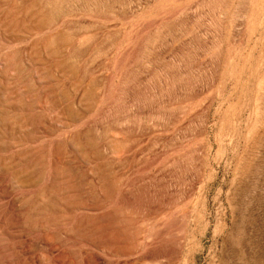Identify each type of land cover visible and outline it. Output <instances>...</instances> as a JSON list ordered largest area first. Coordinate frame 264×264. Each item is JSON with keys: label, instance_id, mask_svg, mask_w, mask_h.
Listing matches in <instances>:
<instances>
[{"label": "rangeland", "instance_id": "374dc122", "mask_svg": "<svg viewBox=\"0 0 264 264\" xmlns=\"http://www.w3.org/2000/svg\"><path fill=\"white\" fill-rule=\"evenodd\" d=\"M6 1L0 264H264V0Z\"/></svg>", "mask_w": 264, "mask_h": 264}, {"label": "bare ground", "instance_id": "6f19581e", "mask_svg": "<svg viewBox=\"0 0 264 264\" xmlns=\"http://www.w3.org/2000/svg\"><path fill=\"white\" fill-rule=\"evenodd\" d=\"M5 1H6V0H5ZM19 1H20V0H19ZM21 1H23V0H21ZM21 1H20V2H21ZM24 1H26V0H24ZM28 1H29V0H28ZM28 1H27V2H28ZM32 1H33V0H32ZM34 1L36 2V0H34ZM46 1H47V0H46ZM69 1H70V0H69ZM77 1H78V0H77ZM80 1H81V0H80ZM154 1H156V0H154ZM165 1H166V0H164V2H165ZM175 1H176V0H175ZM177 1H179V0H177ZM177 1H176V3H179V2H177ZM182 1H183V0H182ZM182 1H181V3H182ZM212 1H214V0H212ZM226 1L229 2V0H226ZM230 1H231V0H230ZM234 1H235V0H234ZM240 1H242V0H240ZM244 1H247V0H244ZM6 2H7V1H6ZM6 2H5V3H6ZM9 2H13V1L11 0V1H9ZM30 2H31V1H30ZM30 2H29V3H30ZM37 2H38V0H37ZM37 2H36V3H37ZM39 2H40V1H39ZM44 2H45V1L43 0V3H44ZM84 2H86V1H84ZM84 2H83V4H84ZM87 2H89V1H87ZM90 2H92V0H91ZM94 2H95V1H94ZM156 2H157V1H156ZM164 2H163V3H164ZM166 2H167V1H166ZM172 2H173V1H172ZM191 2H192V1H191ZM219 2H221V1H219ZM228 2H227V3H228ZM252 2H253V1H252ZM0 3H1V2H0ZM5 3L2 2V4H5ZM24 3H25V2H24ZM36 3H35V6L37 5ZM47 3H48V2H47ZM47 3H46V5H47ZM63 3H64V2H63ZM75 3H77V2H75ZM75 3H74V4H75ZM99 3H100V2H99ZM99 3H98V6H100ZM145 3H146V2H145ZM148 3H149V2H148ZM150 3H151V2H150ZM170 3H171V2H170ZM176 3H175V4H176ZM181 3H180V4H181ZM200 3H201V2H200ZM205 3H206V1H205ZM235 3H236V2H235ZM253 3H254V2H253ZM31 4L34 5L32 2H31ZM39 4H40V3H39ZM39 4H38V5H39ZM44 4H45V3H44ZM93 4H94V3H93ZM100 4H101V3H100ZM137 4H138V3H137ZM166 4H167V3H166ZM184 4H185V3H184ZM190 4H191V3H190ZM193 4H195V3H193ZM7 5H8V4H7ZM17 5H18V4H17ZM38 5H37V6H38ZM63 5H64V4H63ZM68 5H69V4H68ZM72 5H73V4H72ZM72 5H71V6H72ZM80 5H81V4H80ZM88 5H89V3H88ZM140 5H141V4H140ZM144 5L146 6V4H144ZM158 5H159V4H158ZM162 5H163V4H162ZM169 5H170V4H169ZM169 5H168L167 7H169V10H170V6H169ZM171 5H172V4H171ZM198 5H199V3H198ZM214 5H215V4H214ZM216 5H217V4H216ZM229 5H230V3H229ZM237 5H239V4H237ZM1 6H2V5H1ZM8 6H9V5H8ZM18 6H19V7H16V5H15V6H13V7L16 8V9L18 10V8H20V4H19ZM21 6H22V2H21ZM26 6H28V4H27ZM35 6H34V7H35ZM84 6H85V4H84ZM112 6H114V5H112ZM135 6H136V5H135ZM137 6H139V5H137ZM137 6H136V7H137ZM147 6H148V5H147ZM156 6H157V5H156ZM156 6H154V7H156ZM163 6H165V5H163ZM180 6H183V5H180ZM184 6H185V5H184ZM204 6H205V4H204ZM207 6H208V5H207ZM210 6H211V5H210ZM247 6H248V5H247ZM28 7H32V6L29 5ZM28 7H27V9H28ZM39 7H40V6H39ZM45 7H46V6L44 5L43 8H45ZM72 7H73V6H72ZM74 7H75V6H74ZM74 7H73V8H74ZM82 7H83V6H82ZM86 7H87V6H86ZM114 7H115V6H114ZM136 7H135V8H136ZM143 7H144V6H143ZM160 7H161V5H160ZM175 7H176V6H175ZM175 7H174V8H175ZM198 7L200 8V6H198ZM216 7H217V6H216ZM244 7H245V6H244ZM251 7H252V6H251ZM251 7H250V8H251ZM3 8H7V7L5 6V7H3ZM14 8H13V9H14ZM32 8H33V7H32ZM32 8H31V9H32ZM35 8H36V7H35ZM35 8H33V10H34ZM97 8H98V7H97ZM109 8H113V7H111V5H110ZM138 8H140V7H138ZM148 8H149V7H148ZM150 8H151V7H150ZM152 8H153V7H152ZM171 8H172V7H171ZM177 8H178V7H177ZM179 8H180V7H179ZM194 8H195V7H194ZM201 8H202V6H201ZM209 8H210V7H209ZM213 8H214V7H213ZM220 8H221V7H220ZM224 8H225V6H224ZM224 8H223V9H224ZM10 9H12V8H10ZM23 9H24V7H23ZM25 9H26V7H25ZM27 9H26V10H27ZM31 9H28V10H31ZM37 9H38V8H37ZM39 9H40V8H39ZM39 9H38V10H39ZM83 9H85V8H83ZM83 9H82V11H83ZM88 9H89V6H88ZM90 9H91V7H90ZM90 9H89V10H90ZM100 9H101V11L103 10L102 8H100ZM114 9H115V8H114ZM114 9H111V11L114 12ZM161 9H162V8H161ZM172 9H173V8H172ZM172 9H171V10H172ZM205 9H207V7H206ZM237 9H238V8H237ZM240 9H241V8H240ZM240 9H239V10H240ZM246 9H247V8H246ZM7 10H8V9H7ZM19 10H20V9H19ZM38 10H37V11H38ZM73 10H74V9H73ZM73 10H71L70 12H72ZM91 10H92V9H91ZM91 10H90V11H91ZM108 10H109V9H108ZM165 10H166V7H165ZM171 10H170V11H171ZM179 10H180V9H179ZM186 10H187V8H186ZM186 10H183V11H186ZM197 10H198V9H197ZM202 10H203V9H202ZM224 10H225V9H224ZM228 10H230V9H228ZM242 10H243V9H242ZM255 10H256V9H255ZM11 11L13 12V10H11ZM11 11H10V12H11ZM85 11H88V10L85 9ZM151 11H152V10H151ZM170 11H169V12H170ZM190 11H191V10H190ZM199 11H201V10H199ZM230 11H231V10H230ZM236 11H237V10H236ZM0 12H2V11L0 10ZM5 12H6V11H5ZM8 12H9V10H8ZM10 12H9V13H10ZM15 12H16V11H15ZM15 12H14V13H15ZM17 12H18V11H17ZM21 12H22V10H21ZM21 12H20V13H21ZM23 12H25V11H23ZM40 12H41V11H40ZM44 12H46V11H44ZM74 12H75V11H74ZM105 12H106V11H105ZM113 12H112V13H113ZM169 12H166V11H165L164 14L169 13ZM172 12H173V11H172ZM213 12H214V11H213ZM248 12H249V11H248ZM88 13H89V12H88ZM98 13H99V12H98ZM100 13H101V12H100ZM103 13H104V12H103ZM103 13H102V14H103ZM146 13H148V10H147ZM150 13H151V12H150ZM159 13L161 14L162 12H159ZM177 13H178V11H177ZM181 13H182V12H181ZM181 13H180V14H181ZM192 13H193V12H192ZM210 13H211V12H210ZM210 13H209V14H210ZM217 13H218V12H217ZM258 13H259V12H258ZM17 14H19V13H17ZM28 14H29V11H28L27 14L25 13L24 15H28ZM31 14H32V13H31ZM34 14H35V12H34ZM46 14H47V13H46ZM77 14H81V13H77ZM84 14H85V13H84ZM89 14H92V12L89 13ZM102 14H101V15H102ZM142 14L144 15L145 12L142 13ZM164 14H163V15L161 14V15L164 16ZM173 14H174V12H173ZM180 14H179L178 16H180ZM184 14H185V13H184ZM0 15H1V14H0ZM6 15H7V14H5V16H6ZM11 15H13V14H11ZM11 15H9V17H10ZM14 15H15V14H14ZM14 15H13V16H14ZM21 15H22V14H21ZM21 15H20V16H21ZM42 15H43V14H42ZM44 15H45V14H44ZM44 15H43V17H45V19H46V16H44ZM72 15H73V14H72ZM74 15H75V14H74ZM98 15H99V14H98ZM155 15H157V12H156ZM170 15H171V13H170ZM215 15H216V14H215ZM217 15H218V14H217ZM228 15H229V14H228ZM238 15H239V14H238ZM256 15H257V14H256ZM7 16H8V15H7ZM30 16H31V15L29 14V17H30ZM33 16H34V15H33ZM38 16H39V15H38ZM40 16H41V15H40ZM40 16H39V17H40ZM47 16H48V15H47ZM87 16H88V14H87ZM87 16H86V17H87ZM89 16H90V15H89ZM151 16H152V15H151ZM158 16H159V15H158ZM166 16H167V15H166ZM168 16H169V15H168ZM196 16H197V15H196ZM226 16H227V15H226ZM234 16H235V15H234ZM247 16H248V14H247ZM14 17H15V16H14ZM16 17H17V15H16ZM18 17H19V15H18ZM23 17H24V16H23ZM56 17H57V16H56ZM81 17H82V15H81ZM83 17H84V16H83ZM100 17H101V16H100ZM103 17L105 18V16H103ZM169 17H170V16H169ZM35 18L38 19V18L36 17V15H35ZM48 18H49V17H48ZM64 18H65V17H64ZM73 18H74V16H73ZM84 18H85V17H84ZM88 18H89V17H87V19H88ZM145 18H146V15H145ZM151 18H152V17H151ZM155 18H156V17H155ZM158 18H159V17H158ZM166 18H167V17H166ZM174 18H175V17H174ZM185 18H186V17H185ZM7 19H8V18H7ZM7 19L5 18V20H7ZM15 19H16V18H15ZM18 19H20V18H18ZM18 19H17V20H18ZM21 19H23V20H20V21L25 22L24 19L26 20V19H27V16H26V18H22V17H21ZM30 19H31V18H30ZM33 19H34V18H33ZM33 19H32V20H33ZM36 19H35V20H36ZM51 19H52V18H51ZM54 19L56 20V18H54ZM75 19H76V18H75ZM75 19H74V21H75ZM87 19H86V20H87ZM89 19H90V18H89ZM97 19H98V18H97ZM102 19H103V18H102ZM106 19H107V18H106ZM141 19H142V18H141ZM141 19H139V20H141ZM143 19H144V18H143ZM147 19H148V18H147ZM147 19H146V20H147ZM160 19H161V18H160ZM168 19H169V18H168ZM168 19H166V20H168ZM181 19H183V18H181ZM187 19H189V18H187ZM196 19L198 20L197 17H196ZM222 19H223V18H222ZM232 19H233V18H232ZM232 19H231V20H232ZM237 19H239V17H238ZM237 19H236V20H237ZM12 20H13V19H11V21H12ZM17 20H16V22H17ZM40 20L43 21L42 18H41ZM47 20H48V19H47ZM47 20H44V21H47ZM49 20H50V19H49ZM49 20H48V21H49ZM55 20H53V21H55ZM65 20H66V19H65ZM77 20H78V19H77ZM152 20H153V19H152ZM152 20H151V21H152ZM154 20H155V19H154ZM161 20H162V19H161ZM164 20H165V19H164ZM171 20H172V17H171ZM174 20H176V19H174ZM184 20H185V19H184ZM192 20H193V19H192ZM236 20H235V21H236ZM244 20H245V19H244ZM0 21H1V20H0ZM20 21H19V22H20ZM29 21L31 22V20H29ZM44 21H43V22H44ZM53 21L51 20V23H53ZM89 21H90V20H89ZM141 21H143V20H141ZM190 21H191V20H190ZM221 21H222V20H221ZM233 21H234V20H233ZM238 21H239V20H238ZM249 21H250V20H249ZM5 22H6V21H5ZM9 22H10V21H9ZM36 22H40V21H37V20H36ZM58 22H59V21H58ZM60 22H62V21H60ZM64 22H65V24H66V25H65V24H64V25L67 26L66 21H64ZM64 22H63V23H64ZM71 22H72V21H71ZM78 22H79V21H78ZM167 22H168V21H167ZM174 22H175V21L172 20V22H171L172 24H171V25H174V24H173ZM183 22H184V21H183ZM187 22H188V21H187ZM11 23H12V22H11ZM14 23H15V21H14ZM20 23H22V22H20ZM20 23H19V24H20ZM31 23H32V22H31ZM48 23H50V22H48ZM108 23H110V22H108ZM147 23H148V22H147ZM153 23H154V22H153ZM157 23H158V22H157ZM160 23H162V21H161ZM160 23H159V25H160ZM169 23H170V21L168 22V24H169ZM177 23H178V21H176L175 24H177ZM179 23H180V22H179ZM215 23H216V22H215ZM232 23H233V22H232ZM239 23H240V22H239ZM241 23H242V22H241ZM8 24H9V23H8ZM19 24H17V25L19 26ZM23 24H24V23H23ZM28 24H29V23H28ZM28 24H27V25H28ZM33 24H34V23H33ZM37 24H39V23H37ZM53 24H54V23H53ZM76 24H78V23H76ZM140 24H143V23L140 22ZM151 24H152V23H151ZM166 24H167V23H166ZM181 24H183V23H181ZM5 25L7 26V23H5ZM41 25H42V22H41ZM44 25H45V24H44ZM48 25H49V24H48ZM56 25L59 27L58 24H55L54 26H56ZM62 25H63V24H62ZM68 25H69V24H68ZM72 25H74L73 22H72ZM117 25H118V24H117ZM144 25H147L146 22L144 23ZM153 25H154V24H153ZM156 25H157V24H156ZM159 25H158V26H159ZM163 25H164V24H163ZM171 25L169 24V26H171ZM242 25H243V24H242ZM13 26H15V25H13ZM18 26H17V27H18ZM37 26H39V25H37ZM37 26H35V27L37 28ZM54 26H53V27H54ZM57 26L54 28V30H56ZM118 26H119V25H118ZM136 26H137V25H136ZM147 26H148V25H147ZM166 26H168V25H166ZM178 26H179V25H178ZM184 26H185V25H184ZM184 26H183V27H184ZM217 26H218V25H217ZM232 26H233V24H232ZM7 27H8V26H7ZM15 27H16V26H15ZM19 27H21V25H20ZM19 27H18V28H19ZM27 27H28V26H27ZM29 27H31V29L33 28V26H29ZM48 27H49V26H48ZM67 27H68V26H67ZM67 27H66V31H67ZM137 27H138V29H139V27H141V26L139 25V26H137ZM137 27H136V28H137ZM145 27H146V26H145ZM175 27H176V26H175ZM219 27H220V26H219ZM252 27H253V26H252ZM24 28H26V27H24ZM41 28H42V27H41ZM60 28H62V27L60 26ZM112 28H113V27H112ZM142 28H143V26H142ZM163 28H165V27L163 26ZM163 28H162V30H164ZM172 28H173V27H172ZM213 28H214V27H213ZM223 28H224V27H223ZM21 29H22V28H21ZM21 29H20V30H21ZM31 29H28V28H27L28 31H30ZM43 29H44V27H43ZM45 29H46V27H45ZM51 29H52V27H51L49 30H51ZM68 29H69V28H68ZM79 29H80V28H79ZM140 29H141V28H140ZM140 29H139V30H140ZM157 29H158V27H157ZM167 29H168V28H167ZM167 29H166V30H167ZM219 29H220V28H219ZM225 29H226V28H225ZM20 30H19V32H20ZM22 30H23V29H22ZM34 30H35V28H34ZM36 30H38V28H37ZM63 30H64V28H63ZM97 30H98V29H97ZM141 30H142V29H141ZM141 30H140V31H141ZM148 30L151 31L150 28H149ZM170 30H171V29H170ZM186 30H187V29H186ZM1 31H2V30H1ZM17 31H18V30H17ZM28 31H27V32H28ZM32 31H33V29H32ZM32 31H30V32H32ZM66 31H65V32H66ZM72 31H73V30H72ZM99 31H100V30H99ZM101 31H102V29H101ZM106 31H107V30H106ZM108 31H109V30H108ZM140 31H139V32H140ZM158 31H160V30L158 29ZM158 31H156V32H158ZM167 31H168V30H167ZM221 31H222V30H221ZM238 31H239V30H238ZM23 32H25V31H23ZM27 32H25V33H27ZM34 32H36V31H34ZM52 32H53V30H52ZM63 32H64V31H63ZM69 32H70V31L68 30V36H69L70 33L73 34V33H75L76 31H73V33H72V32L69 33ZM81 32H82V30H81ZM96 32H97V31H96ZM96 32H95V33H96ZM104 32H105V30L103 31V33H104ZM110 32H111V30H110ZM136 32H137V30H136ZM141 32H142V31H141ZM141 32H140V33H141ZM151 32H152V31H151ZM162 32H163V31H162ZM162 32H161V33H162ZM178 32H179V31H178ZM210 32H212V31H210ZM17 33H18V32H17ZM48 33H50V32H48ZM53 33H55V32H53ZM53 33H52V34H53ZM58 33H59V32H58ZM61 33H62V31H61ZM98 33H99V32H98ZM98 33H96V34H98ZM108 33H109V32H108ZM112 33H113V32H112ZM142 33H143V32H142ZM145 33H146V32H145ZM145 33H144V34H145ZM171 33H172V32H171ZM176 33H177V32H176ZM207 33H208V32H207ZM27 34H28V33H27ZM32 34L34 35V33H32ZM55 34H56V33H55ZM55 34H53V35H55ZM66 34H67V32H66ZM78 34H79V33H78ZM80 34H82V33H80ZM83 34H84V32H83ZM89 34H90V33H89ZM99 34H100V33H99ZM99 34H98V35H99ZM101 34H102V33H101ZM110 34H111V33H110ZM153 34H154V33H153ZM168 34H169V32H168ZM174 34H175V32H174ZM174 34L172 35L173 38H174ZM183 34H184V33H183ZM187 34H188V33H187ZM29 35L31 36V33H30ZM48 35H49V34H48ZM58 35H62V34H58ZM73 35H75V34H73ZM73 35H72L71 37H73ZM84 35H85V34H84ZM90 35H91V37H93L92 34H90ZM104 35H105V34H104ZM107 35H109V34H107ZM155 35H156V34H155ZM157 35H158V34H157ZM157 35H156V36H157ZM159 35H161V34H159ZM159 35H158V37H159ZM163 35H164V34H163ZM220 35H221V34H220ZM44 36H45V35H44ZM76 36H77V35H76ZM82 36H83V35H81V38H82ZM86 36H87V35H86ZM86 36H85V37H86ZM127 36H128V35H127ZM137 36H139V35H137ZM140 36H141V34H140ZM143 36H144V35H143ZM143 36H142V37H143ZM153 36H154V35H151V37H153ZM161 36H162V35H161ZM164 36H165V35H164ZM213 36H215V34H214ZM216 36H217V35H216ZM6 37H7V36H6ZM26 37H27V36H26ZM28 37H29V36H28ZM47 37H48V36H47ZM49 37H50V41H51V37L54 38L53 36H50V35H49ZM57 37H58V36H57ZM71 37H70V38H71ZM78 37H79V36H78ZM85 37H84V38H85ZM101 37H102V36H101ZM103 37L105 38V36H103ZM167 37H168V36H167ZM175 37H176V36H175ZM208 37H209V36H208ZM61 38H62V36H60V40H61ZM64 38H67V37H66V36H63V40H65ZM73 38H74V37H73ZM75 38H76V37H75ZM84 38H83V39H84ZM86 38H87V37H86ZM132 38H134V37H132ZM137 38H138V37H137ZM140 38H141V37H140ZM149 38H150V37H149ZM164 38H165V37H164ZM184 38L186 39V36H184ZM14 39H15V38H14ZM76 39H77V38H76ZM76 39H75V40H76ZM79 39H80V38H78V40H79ZM83 39H82V41H83ZM93 39H95V38L93 37ZM93 39H91L92 42H96V43H97V41H96V40L93 41ZM96 39H97V36H96ZM127 39H128V38H127ZM145 39H146V38H145ZM151 39H153V38H151ZM155 39H156V37H154V40H155ZM161 39H162V37H161ZM180 39H181V38H180ZM216 39H217V38H216ZM24 40H25V39H24ZM33 40H34V39H33ZM35 40H36V39H35ZM39 40H40V39H39ZM41 40H42V39H41ZM41 40H40V42H43V41H41ZM43 40H44V39H43ZM45 40H46V39H45ZM45 40H44V41H45ZM47 40H48V38H47ZM57 40H58V39H57ZM63 40H62V41H63ZM68 40H69V38H68ZM68 40H65V41L67 42ZM73 40H74V39H73ZM86 40L88 41V39H86ZM89 40H90V39H89ZM91 40H90V43H91ZM105 40H106V39H105ZM158 40H159V39H158ZM166 40H167V39H166ZM166 40H165V41H166ZM209 40H211V39H209ZM25 41H26V40H25ZM37 41H38V40H37ZM54 41H55V39H54ZM69 41H72V40H69ZM117 41H118V38H116V42H117ZM148 41H149V40H148ZM156 41H157V40H156ZM162 41H164V40H162ZM4 42H5V40H4ZM55 42H56V41H55ZM55 42H54V43H55ZM66 42H62V43L64 44V43H66ZM84 42H86V41L84 40ZM113 42H114V41H113ZM113 42H112V44H113ZM116 42H115V43H116ZM122 42H123V41H122ZM159 42H160V41H159ZM159 42H158V43H159ZM33 43H34V42H33ZM44 43H46V42H44ZM44 43H43V45H44ZM47 43H48V42H47ZM74 43H75V41H74ZM78 43H79V44H82V43H80V42H78ZM86 43H87V42H86ZM86 43H85V44H86ZM88 43H89V42H88ZM110 43H111V42H110ZM110 43H109V44H110ZM117 43L119 44V42H117ZM120 43H121V41H120ZM156 43H157V42H156ZM166 43H167V42H166ZM166 43H165V44H166ZM175 43H176V42H175ZM179 43H180V42H179ZM182 43H183V42H182ZM184 43H185V42H184ZM190 43H191V42H190ZM214 43H215V42H214ZM16 44H17V43H16ZM41 44H42V43H41ZM41 44H40L39 46H42ZM48 44H49V43H48ZM56 44H57V42H56ZM56 44H55V45H56ZM58 44H59V43H58ZM60 44H61V42H60ZM63 44H62V45H63ZM67 44H69L68 47H71V46H70L71 43H66V45L64 44V46H65L66 48H67ZM85 44H83V46H85ZM92 44H93V43H92ZM92 44H90V45H92ZM118 44H117V45L115 44V45L118 47ZM121 44H123V43H121ZM130 44H131V43H130ZM147 44H149V43L147 42ZM169 44H170V43H169ZM172 44H173V43H172ZM45 45H46V44H45ZM50 45H51V43H50ZM62 45H61V46H62ZM72 45H73V47H72L71 49L74 48V44H73V43H72ZM76 45H77V44H75V48H76ZM90 45L87 44V47L90 46ZM154 45H155V44H154ZM160 45H161V44H160ZM173 45H174V44H173ZM176 45H179V44L176 43ZM46 46H47V45H46ZM53 46H54V44H53V42H52V47H53ZM79 46H81V45H79ZM92 46H93V45H92ZM113 46H114V44H113ZM152 46H153V45H152ZM162 46H163V42H162ZM6 47H7V46H6ZM47 47H48V46H47ZM55 47H56V46H55ZM59 47H60V46H58V48H59ZM65 47H64V48H65ZM154 47H155V46H154ZM156 47H157V46H156ZM156 47H155L154 50H156ZM171 47H172V45H171ZM177 47H178V46H177ZM1 48L4 50L3 47H1ZM35 48H36V47H35ZM37 48H38V47H37ZM39 48H40V47H39ZM39 48H38V49H39ZM48 48H49V47H48ZM75 48H74V49H75ZM78 48H79V47H78ZM78 48H77V49H78ZM109 48H111V46H110ZM119 48H120V46H119ZM157 48H159V47H157ZM183 48H184V47H183ZM2 49H0V50H2ZM6 49L9 50L8 48H6ZM59 49H60V48H59ZM81 49H82V48H81ZM85 49H86V48H85ZM85 49H84V50H85ZM89 49H91V48H89ZM111 49H113V47H112ZM111 49H110V51H111ZM120 49H121V48H120ZM120 49H119V51H121ZM152 49H153V48H152ZM54 50H55V49H54ZM56 50H57V49H56ZM56 50H55V52H56ZM64 50H65V49H64ZM68 50H70V49L68 48ZM78 50H79V49H78ZM113 50H114V49H113ZM113 50H112V51H113ZM117 50H118V49H117ZM126 50H127V49H126ZM4 51H6V50H4ZM22 51H23V50H22ZM71 51H72V50H71ZM71 51H67V53H68V52H71ZM88 51H89V50H88ZM88 51H86V53H87ZM114 51H115V50H114ZM123 51H125V50H123ZM152 51H153V50H152ZM1 52H3V51H1ZM59 52H62V50L59 51ZM63 52H64V51H63ZM63 52H62V54H63ZM179 52H180V51H179ZM182 52H183V51H182ZM56 53H57V52H56ZM111 53H112V52H111ZM120 53H121V52H120ZM123 53H124V52H123ZM123 53H122V54H123ZM188 53H189V52H188ZM188 53H187V54H188ZM0 54H1V53H0ZM4 54L6 55L5 52H4ZM4 54H3V55H4ZM8 54H9V53H8ZM8 54H7V55H8ZM71 54H72V53H71ZM117 54H118V53H117ZM182 54H183V53H182ZM187 54H186V55H187ZM7 55H6V56H7ZM58 55H61V53H59ZM83 55H85L84 51H83ZM105 55H106V54H105ZM118 55H119V54H118ZM9 56H10V55H9ZM56 56H57V55H56ZM71 56H72V55H71ZM1 57H2V55H1ZM1 57H0V59H1ZM57 57H58V56H57ZM9 59H10V57H9ZM59 59H60V58H59ZM59 59L57 60L58 63H60ZM3 60H4V58H3ZM117 60H118V59H117ZM181 60H182V59H181ZM0 61H2V59H1ZM4 61H5V60H4ZM120 61H121V60H120ZM179 62H180V61H179ZM104 63H105V62H104ZM119 63H120V62H119ZM193 63H194V61H193ZM56 64H57V63H56ZM116 64H117V63H116ZM117 65H119V64H117ZM180 65H181V64H180ZM6 66H7V65H6ZM119 66H120V65H119ZM79 67H80V66H79ZM121 67H122V66H121ZM118 68H119V67H118ZM80 69H81V68H80ZM77 70H79V69L77 68ZM4 71H5V70H4ZM117 71H118V70H117ZM79 72H80V70H79ZM79 72H78V74H80ZM117 75H118V74H117ZM79 77H80V76H79ZM80 79H81V78H80ZM120 141H121V140H120ZM119 149H120V148H119ZM130 210H131V209H130ZM129 214H130V213H129ZM144 222H145V221H144ZM127 224H128V222H127ZM134 224H135V223H134ZM138 226H139V225H138ZM138 226H137V227H138ZM72 227H73V226H72ZM139 227H140V226H139ZM85 228H86V227H85ZM139 233H140V232H139ZM137 235H138V234H137ZM141 235H142V234H141ZM144 235H146V234H144ZM149 235H150V234H149ZM126 238H127V237H126ZM141 241H142V240H141ZM142 243H143V242H142Z\"/></svg>", "mask_w": 264, "mask_h": 264}]
</instances>
